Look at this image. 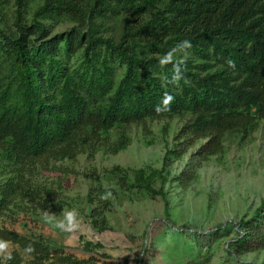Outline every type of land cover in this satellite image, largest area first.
I'll use <instances>...</instances> for the list:
<instances>
[{"label": "trees", "instance_id": "obj_1", "mask_svg": "<svg viewBox=\"0 0 264 264\" xmlns=\"http://www.w3.org/2000/svg\"><path fill=\"white\" fill-rule=\"evenodd\" d=\"M28 1L17 0L11 27L0 25V163L10 173L0 216L36 199L33 165L103 145L119 152L134 124L188 116L181 132L208 138L204 152L214 155L227 133L249 135L264 120V0H41L31 18ZM65 21L74 25L54 32ZM135 177L166 200L155 173L140 168ZM240 226L239 249L264 245V200ZM80 241L86 251L104 247ZM5 242L30 255L29 264H106L0 227ZM23 262L14 251L0 264Z\"/></svg>", "mask_w": 264, "mask_h": 264}, {"label": "rangeland", "instance_id": "obj_2", "mask_svg": "<svg viewBox=\"0 0 264 264\" xmlns=\"http://www.w3.org/2000/svg\"><path fill=\"white\" fill-rule=\"evenodd\" d=\"M40 1H28V18ZM16 2L0 0L1 26L13 25ZM72 25L65 21L53 30ZM188 121V116H174L134 124L128 127L129 145L119 152L103 145L94 155L85 151L75 159L40 161L28 175L36 199L18 200L0 216V227L42 238L52 250L80 258L95 255L106 264L118 259L264 264V245L239 249L236 243L245 231L240 221L253 216L264 200V120L249 135L227 133L222 152L214 155L204 152L208 138L181 132ZM110 135L114 140L116 130ZM140 168L155 173L154 186L164 190L166 200L136 185ZM8 176V166L0 163V187ZM69 213L74 214L71 223ZM81 237L104 247L86 251ZM0 245L1 262L14 251L23 264L33 259L17 244Z\"/></svg>", "mask_w": 264, "mask_h": 264}, {"label": "clouds", "instance_id": "obj_3", "mask_svg": "<svg viewBox=\"0 0 264 264\" xmlns=\"http://www.w3.org/2000/svg\"><path fill=\"white\" fill-rule=\"evenodd\" d=\"M184 45L185 46H187V47H190V43L189 42H187V41H185V43H184ZM229 63L231 64L232 62L231 61H229ZM171 99V97H168L167 98V100H170ZM167 100H166V102H167ZM159 110V109H158ZM73 216H74V214H72V213H69L68 214V220H69V223H71L72 222V220H73ZM60 227H64V225L63 224H61L60 225ZM0 247H2V245H0Z\"/></svg>", "mask_w": 264, "mask_h": 264}]
</instances>
